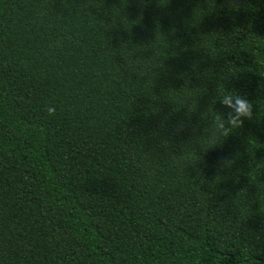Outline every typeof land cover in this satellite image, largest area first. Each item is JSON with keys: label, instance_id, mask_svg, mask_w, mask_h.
Listing matches in <instances>:
<instances>
[{"label": "trees", "instance_id": "1", "mask_svg": "<svg viewBox=\"0 0 264 264\" xmlns=\"http://www.w3.org/2000/svg\"><path fill=\"white\" fill-rule=\"evenodd\" d=\"M0 264H264V0H0Z\"/></svg>", "mask_w": 264, "mask_h": 264}, {"label": "clouds", "instance_id": "2", "mask_svg": "<svg viewBox=\"0 0 264 264\" xmlns=\"http://www.w3.org/2000/svg\"><path fill=\"white\" fill-rule=\"evenodd\" d=\"M231 2L238 3V0H231ZM220 103L230 109V111L227 112L226 118L218 113L212 115V123L215 125L216 134L219 137H227L232 129L242 126V118L251 119L253 116L252 103L246 97L237 93L224 92L220 95ZM46 111L49 115L55 114L53 106H48ZM220 141L217 139L211 140L207 148L214 147Z\"/></svg>", "mask_w": 264, "mask_h": 264}]
</instances>
